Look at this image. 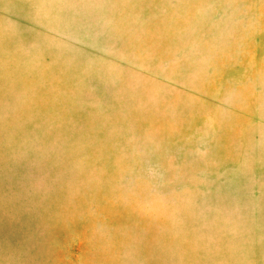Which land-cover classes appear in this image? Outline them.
<instances>
[{
    "label": "rangeland",
    "instance_id": "1",
    "mask_svg": "<svg viewBox=\"0 0 264 264\" xmlns=\"http://www.w3.org/2000/svg\"><path fill=\"white\" fill-rule=\"evenodd\" d=\"M0 264H264V0H0Z\"/></svg>",
    "mask_w": 264,
    "mask_h": 264
}]
</instances>
